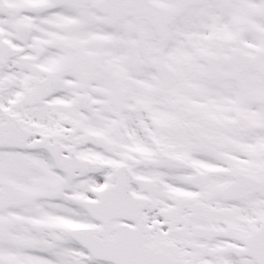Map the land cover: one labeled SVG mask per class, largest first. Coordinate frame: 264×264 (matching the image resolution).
Masks as SVG:
<instances>
[{"label": "snow or ice", "instance_id": "obj_1", "mask_svg": "<svg viewBox=\"0 0 264 264\" xmlns=\"http://www.w3.org/2000/svg\"><path fill=\"white\" fill-rule=\"evenodd\" d=\"M0 264H264V0H0Z\"/></svg>", "mask_w": 264, "mask_h": 264}]
</instances>
